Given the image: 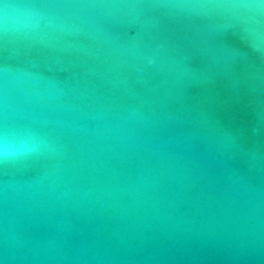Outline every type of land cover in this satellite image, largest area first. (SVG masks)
<instances>
[{"label": "water", "instance_id": "water-1", "mask_svg": "<svg viewBox=\"0 0 264 264\" xmlns=\"http://www.w3.org/2000/svg\"><path fill=\"white\" fill-rule=\"evenodd\" d=\"M0 264H264V0H0Z\"/></svg>", "mask_w": 264, "mask_h": 264}, {"label": "clouds", "instance_id": "clouds-1", "mask_svg": "<svg viewBox=\"0 0 264 264\" xmlns=\"http://www.w3.org/2000/svg\"><path fill=\"white\" fill-rule=\"evenodd\" d=\"M0 155H4L5 157H6V155H5V152H4V150L2 149V150H0Z\"/></svg>", "mask_w": 264, "mask_h": 264}]
</instances>
